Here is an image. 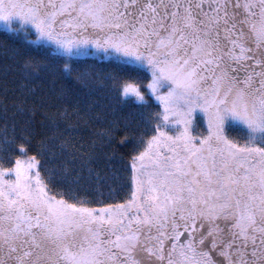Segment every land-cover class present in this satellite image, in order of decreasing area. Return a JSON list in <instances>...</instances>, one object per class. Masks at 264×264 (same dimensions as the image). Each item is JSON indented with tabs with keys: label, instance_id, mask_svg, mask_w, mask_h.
Masks as SVG:
<instances>
[{
	"label": "snow or ice",
	"instance_id": "snow-or-ice-1",
	"mask_svg": "<svg viewBox=\"0 0 264 264\" xmlns=\"http://www.w3.org/2000/svg\"><path fill=\"white\" fill-rule=\"evenodd\" d=\"M0 264H264V0H0Z\"/></svg>",
	"mask_w": 264,
	"mask_h": 264
}]
</instances>
